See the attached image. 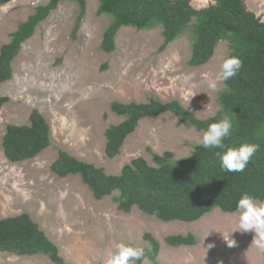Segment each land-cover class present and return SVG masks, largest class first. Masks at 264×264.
Listing matches in <instances>:
<instances>
[{"label": "rangeland", "instance_id": "374dc122", "mask_svg": "<svg viewBox=\"0 0 264 264\" xmlns=\"http://www.w3.org/2000/svg\"><path fill=\"white\" fill-rule=\"evenodd\" d=\"M49 0H10L0 7V46L10 40L17 25ZM195 9L213 0H190ZM99 0H86L78 31L72 30L78 12L76 2L62 0L37 26L12 62V76L0 83V96L8 100L0 108V217L30 214L72 264H107L118 242L148 246L150 232L160 243L157 262L143 264H264V250L252 243L254 233L236 231L238 213L219 209L193 222H163L137 208L124 213L112 196L97 200L78 175L60 178L50 170L59 150L117 174L131 159L143 157L153 164L150 151H172L174 159L192 154L202 132L185 126L179 117L163 113L139 121L124 141L120 153L104 154V131L124 117L110 110L118 101L163 102L178 100L199 118L218 109V92L207 87L222 61L229 57L228 43L220 41L211 59L189 66L191 33L186 29L164 50L161 28L136 30L121 27L115 49L100 48L109 16L98 14ZM246 7L264 21V0H245ZM37 109L50 126V145L36 157L10 162L3 153L2 138L8 124H27ZM114 195H117L115 192ZM257 203H259L257 201ZM196 237L194 245L170 246L172 234ZM233 239L228 247L223 239ZM0 264H53L44 255L0 252Z\"/></svg>", "mask_w": 264, "mask_h": 264}, {"label": "trees", "instance_id": "16d2710c", "mask_svg": "<svg viewBox=\"0 0 264 264\" xmlns=\"http://www.w3.org/2000/svg\"><path fill=\"white\" fill-rule=\"evenodd\" d=\"M9 1L0 0V7ZM60 1L49 0L35 7L34 12L17 25L10 40L0 46V83L11 78L12 62L22 44ZM70 1L78 5L74 36L84 16L86 0ZM97 13L110 19L100 42L104 52L115 49V36L121 27L144 30L158 26L163 37L159 50H164L186 29L190 30L189 66L207 63L222 40L228 43L229 56H238L243 61L240 73L223 82L224 87L216 98L218 109L207 118L197 117L178 100L163 102L151 98L142 103L111 102L110 110L124 119L110 124L104 131L106 157L113 158L120 153L125 139L135 131L141 119L163 113L179 117L185 126L202 134L211 123L229 115L233 132L225 144L235 147L254 143L260 147L241 173L222 170L215 155L220 150H206L199 144L193 146L189 157L179 160L174 159L172 151L161 154L150 151L153 164L136 157L124 164L117 174L59 150L50 170L60 178L78 175L95 199L112 196L117 209L124 213L135 207L163 222H193L215 209L235 213L238 200L245 194L259 203L264 202V21L261 17L246 7L245 0H213L201 9H195L190 0H99ZM7 100L8 97L0 96V108ZM49 145V123L37 109L31 110L27 124H8L2 138L3 153L12 163L34 158ZM143 238L148 242V246L139 245L145 249L144 261L156 263L159 241L150 232H145ZM164 241L174 247L190 246L196 243V237L188 232L167 235ZM0 252L44 255L53 264H72L63 258L57 244L27 212L0 217Z\"/></svg>", "mask_w": 264, "mask_h": 264}, {"label": "clouds", "instance_id": "9594fccd", "mask_svg": "<svg viewBox=\"0 0 264 264\" xmlns=\"http://www.w3.org/2000/svg\"><path fill=\"white\" fill-rule=\"evenodd\" d=\"M242 67L243 61L238 56L225 58L216 76L207 79V87L212 91H217L222 82L236 77ZM225 90H227L226 85ZM232 132L233 120L229 115H224L207 127L199 137L198 143L206 150H220L215 152V155L219 159L222 170L241 173L256 155L260 146L254 143H243L239 146L229 147L225 144V140L231 136ZM236 211L238 213L236 231L254 233L252 243L264 250V202L257 203L253 196L245 194L238 200ZM223 239L230 248L236 245V242L231 238L226 240L223 236ZM145 257V249L142 246L118 242L109 253L107 264H143Z\"/></svg>", "mask_w": 264, "mask_h": 264}]
</instances>
